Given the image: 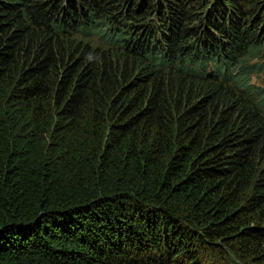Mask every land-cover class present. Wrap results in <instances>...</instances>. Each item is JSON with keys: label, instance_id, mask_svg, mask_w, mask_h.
I'll return each instance as SVG.
<instances>
[{"label": "trees", "instance_id": "trees-1", "mask_svg": "<svg viewBox=\"0 0 264 264\" xmlns=\"http://www.w3.org/2000/svg\"><path fill=\"white\" fill-rule=\"evenodd\" d=\"M261 70L264 0H0V264H264Z\"/></svg>", "mask_w": 264, "mask_h": 264}, {"label": "rangeland", "instance_id": "rangeland-1", "mask_svg": "<svg viewBox=\"0 0 264 264\" xmlns=\"http://www.w3.org/2000/svg\"><path fill=\"white\" fill-rule=\"evenodd\" d=\"M91 40H92V43H94L96 45H100L101 44V43H99L97 41L96 38L95 39L91 38ZM253 81L258 83V84L264 85V70H261L257 74H255L254 77H253ZM237 264H242V263H239L237 261Z\"/></svg>", "mask_w": 264, "mask_h": 264}]
</instances>
